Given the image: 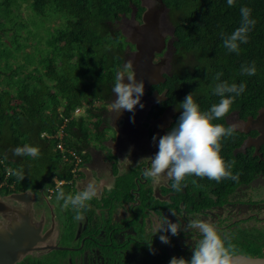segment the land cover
Wrapping results in <instances>:
<instances>
[{"label":"trees","instance_id":"obj_1","mask_svg":"<svg viewBox=\"0 0 264 264\" xmlns=\"http://www.w3.org/2000/svg\"><path fill=\"white\" fill-rule=\"evenodd\" d=\"M163 2L177 16L176 55H193L194 63L184 61L190 63V69L183 67L164 83L153 86L161 93L167 91V99L154 106L149 116L158 118L175 107L174 120H178L180 103L189 93L200 111L207 112L220 101L213 94L216 84L227 81L246 84L245 91L236 96L224 117L212 123L227 128L230 125L226 118L235 112L241 119L257 117L264 108V0H235L231 7L227 0ZM24 5L30 12L27 18L21 12ZM241 7L251 9L250 18L256 23L238 53L229 52L223 38L240 27ZM144 12L142 0H0V197L40 189L45 183L44 188H53L55 174L59 180L72 179L75 162H69L73 157L62 153L58 144L63 141L68 151L80 156L89 146L90 120L99 117L94 113V104L109 102L114 95L115 77L123 69L129 44L118 22L132 13L141 22ZM56 20L61 23L47 27ZM24 31L32 36L35 45L29 43ZM29 48L33 49L31 53L27 52ZM253 62L256 74L242 75L241 66ZM218 73H222L219 81ZM78 108L84 109L86 115L74 117ZM61 130L65 133L62 139L58 136ZM239 134L234 131L231 137H223L222 148L223 142L230 151L240 147L243 135ZM25 144L38 147L39 155H14V149ZM65 156L68 161H63ZM237 165L231 169L233 174L242 167ZM255 171L244 170L245 175L239 172V182L188 175L182 184L186 185L190 204L211 206L212 200L198 203L193 194L213 191L219 194L221 204L239 185L251 181L259 169ZM15 172H22L24 178L21 180ZM127 181L133 185V181ZM245 255L257 257L262 253L254 250ZM20 264L42 263L30 259Z\"/></svg>","mask_w":264,"mask_h":264},{"label":"flooded vegetation","instance_id":"obj_2","mask_svg":"<svg viewBox=\"0 0 264 264\" xmlns=\"http://www.w3.org/2000/svg\"><path fill=\"white\" fill-rule=\"evenodd\" d=\"M154 87L148 95L160 92ZM115 98L113 95L109 102L94 106L99 120H90L89 126L101 139L96 144L90 143L82 156L79 155L81 164L71 171L72 179L59 180L55 174V187L48 188V194L45 188L39 189L40 192L25 191L34 195L31 206L30 202L12 201L13 207L25 210L33 228L46 240L40 246L45 250L28 255L25 263L33 259L42 264H169L174 256L190 260L194 243L201 236L198 230L184 229L190 219L197 217L210 220L226 246L234 245V253H237L233 255H245L254 250L264 252V108L260 110V119L259 115L241 119L237 112L228 116L227 123L236 125L235 132L243 135V139L240 147L232 151L225 145L227 142H223L220 152L225 162L235 161V167L240 163L242 167L238 172L243 175L244 170L259 171L251 181L239 185L223 198L221 204L219 194L213 191L193 194L195 200L199 199L198 203L208 198L214 203L196 207L190 204L185 184L181 185L179 194L171 188L172 180L143 176V170L150 167V162L143 159L155 156L159 137L171 130L177 120L159 122L156 119L161 116H148L143 122L126 123L121 112L111 109ZM99 110L100 114H96ZM168 114H172V110ZM153 136L157 137L156 142ZM127 180L133 181L129 195L125 193L130 186ZM89 182L96 184L97 196L87 202L86 209H81L83 221L74 219L76 210L71 205L65 208L63 200L55 205L48 203L49 208H46L36 196L39 192L49 201L47 195L57 193L58 187L66 195H74ZM123 205H127L125 209ZM166 218L180 223L178 236L170 231L157 232V224H162ZM161 235H167L170 243H162ZM51 247L57 248L50 250Z\"/></svg>","mask_w":264,"mask_h":264},{"label":"clouds","instance_id":"obj_3","mask_svg":"<svg viewBox=\"0 0 264 264\" xmlns=\"http://www.w3.org/2000/svg\"><path fill=\"white\" fill-rule=\"evenodd\" d=\"M234 3L235 0H227L229 7L233 6ZM240 12L242 18L240 27L231 35L223 38L224 47L229 52L238 53L240 44L248 42V33L256 23L254 19L250 18V8L241 7ZM132 68V62H127L125 70L128 72L126 76L128 83L124 82L125 75L123 73H118L115 77L113 92L116 98L111 104V109L114 112L120 113L121 110L134 112L137 105L140 108L144 107L141 103V97L144 95V81H137L131 71ZM241 74L255 75V62L251 65H242ZM221 75L222 73L217 74L216 79L218 81ZM245 88L246 84L244 83L239 85L235 83L228 84L227 81L217 83L213 94L218 95L220 101L213 104L207 112L200 111L199 106L193 100L192 93L187 94L183 102L180 103L182 112L175 126L165 135L159 137L158 152L154 157L143 159L150 162V167L143 170V176L154 180L166 177L173 181L171 188L176 192L181 191L182 181L188 175L201 178L207 177L217 182L225 178L239 182L240 173L233 174L231 170L235 161L226 163L220 155L221 139L231 137L237 126L230 125L225 128L222 124H213L212 121L224 117L229 112L236 96L241 95ZM132 120L134 122V116ZM156 140L157 137L153 136V141L156 142ZM39 152L38 147L28 144L14 149V155L16 156L29 155L37 157ZM14 174L21 180L24 178L22 172H15ZM96 196L97 186L89 182L74 195H66L58 187L56 199L57 201L63 200L65 208L71 205L76 210L74 219L83 221L84 216L81 209H86L88 207L87 202ZM156 227L157 232L170 231L173 236H178L181 229L179 222L172 223L167 218L162 224L158 223ZM189 229L198 230L201 236L194 243L191 259L186 260L183 257L177 258L174 256L169 264H233L234 245L229 243L226 246L225 240L222 239L217 228L210 220L199 217L190 219L184 230ZM159 238L162 243H170L167 235H161Z\"/></svg>","mask_w":264,"mask_h":264},{"label":"water","instance_id":"obj_4","mask_svg":"<svg viewBox=\"0 0 264 264\" xmlns=\"http://www.w3.org/2000/svg\"><path fill=\"white\" fill-rule=\"evenodd\" d=\"M157 2L158 4L156 3L153 5L152 9L150 6L147 7L145 5V1H142V6L145 8L142 17L144 23L135 26V30L133 28V31H130L129 35L123 33L126 36L127 42L134 45L136 48L135 51L129 48L127 49V51H130L128 55L129 59L127 60L131 61L133 64L131 71L134 73L137 81H144V95L141 97V103L144 107L140 108V106L137 105L134 112L121 110L123 120L127 123H133V116L135 121L143 122L148 120L152 108L167 99V91L163 93L156 91L152 95L147 94L152 86L164 83L166 81L165 76L168 74L163 71L166 67L165 61L163 60L164 58L158 55L161 54L165 48V37L160 29L161 22L163 21L162 19H155L153 14L158 12V6L164 11L169 8L166 7L163 0H157ZM161 43L164 45L162 50L159 48ZM126 54L127 52L125 53V58ZM157 56L158 59L156 60ZM169 74L172 76L174 72H170ZM124 82L128 83V80L126 79ZM172 109H174V107L168 108L166 112L156 120L159 122L174 120V115L176 113L168 114ZM260 115L258 119L262 117ZM151 128H154V126L151 125ZM132 186L133 185L130 183V186L125 189L126 194L129 195ZM125 199L131 200L130 197H126ZM13 200H15L14 203L16 202L17 204L30 202L31 206L34 195L30 192H24L12 194L4 199L0 198V215L4 214V223H0V264H19L22 263L28 255L36 251L45 250V248L40 247L41 243L46 241L45 238L43 239L40 232L33 228L25 210L13 207ZM126 206L127 205H123V209H125ZM56 248L57 247H51L50 250ZM233 264H264V257L233 255Z\"/></svg>","mask_w":264,"mask_h":264},{"label":"rangeland","instance_id":"obj_5","mask_svg":"<svg viewBox=\"0 0 264 264\" xmlns=\"http://www.w3.org/2000/svg\"><path fill=\"white\" fill-rule=\"evenodd\" d=\"M142 1H145V5L147 7L150 6L152 9H153V5H155L156 3L158 4L157 0H142ZM21 12L23 13L24 18H27L29 16L30 12H29V10L27 8V5H24V7L21 9ZM153 15L155 16V19H157V20L158 19L159 20L162 19V21H163V22H161L160 29H161L164 37H165V39H164L165 40V48L162 51V53L158 54V55L160 57L164 58L163 60L165 61V66H166L165 68L166 69L164 68L163 71L165 73H168L167 76L165 77V79H167L168 77H171V75L169 74L170 72L171 73L174 72V74H175V71H178V70L181 71V70H183V67H184V69L187 68V67H188V69H190L191 66H190L189 62L194 63V59H193V55H187V57L184 56V55H181V53H179V54L177 53V55H176L177 50H176V48L174 46V36H173V30H174V27H175L176 22H177L176 21V18H177L176 14L174 12H172V10H169V9H166L165 11L161 10L160 6H158V12L156 14H153ZM177 15L179 16V13H177ZM60 23H61L60 20H56V21H53L52 23L47 24V27L53 28V26L59 25ZM140 23H144V21L142 20L141 22H139L137 20V18H136V15L134 13H132L130 16H122L121 17V20L118 22V26H119L118 28H120V30L124 34L129 35V32L133 31V28L135 26H137L138 24H140ZM40 24L43 25V22L41 20H40ZM134 30H135V28H134ZM24 36L25 37H29V43L31 45H35L36 44L34 39L31 38L32 36H30L28 34V31H24ZM42 47H44V45ZM163 47H164V45L161 43L159 45V48L162 50ZM128 48L130 50H134V51L136 50L135 46L131 45V44H128V47L126 49H128ZM32 50H33L32 48H29L27 50V52L31 53ZM126 52H127L126 58L124 57L125 63H124V65H122L123 69L120 72V73H123L125 75L124 81L127 79L126 76L128 75V72L125 70V65L127 64V62H129V60H127V59H129L128 55H129L130 51L126 50ZM17 56H18V59H20L21 58V52ZM157 59H158V56L156 57V60ZM184 61H189V62H184ZM183 62H184V65H183ZM102 103L103 102H98L97 101V102H95L94 106L102 105ZM99 108L101 109V107H99ZM100 111L101 110H99V112H96V114H100ZM172 113L173 114L177 113V110H176L175 107H174V109H172ZM85 115H86V111L84 110V111H82V114L80 116H77V118H79L81 116H85ZM91 120L98 121L99 118H93ZM231 120H234V119L232 118ZM76 133L79 134L78 132H76ZM60 136H62V133H60ZM80 137H82V134H80ZM97 137L98 136L93 132V133L90 134V137H88L87 141H89V144L90 143L91 144H96V141H98ZM63 161H67L65 157H64ZM43 169L44 168H42L41 171ZM45 175H43L44 176L43 179L46 178L47 175L46 176ZM38 184H40V183H37L36 185H38ZM46 185H47V183L41 184L39 186V188L41 190H44V186H46ZM28 190H30V189H28ZM41 190L36 189V191H39V192ZM45 190H46V193L48 194V187H46ZM39 192H36V196H37L38 202L40 204H43L44 207L49 208V204L48 203H51L52 205L56 204V202H57V199H56L57 193L51 194V192H50L49 195H47L49 201H46L45 198L43 197V195L41 193H39ZM16 193H23V192H16ZM16 193H13V194H16ZM10 195H12V194H10ZM10 195H8V196H10ZM1 197H3V196H1ZM2 199H4V198H2ZM20 206L21 205H18V207H20ZM3 217H4V214H2L0 216V223L3 222V219H4ZM261 256L264 257V252H262Z\"/></svg>","mask_w":264,"mask_h":264},{"label":"built area","instance_id":"obj_6","mask_svg":"<svg viewBox=\"0 0 264 264\" xmlns=\"http://www.w3.org/2000/svg\"><path fill=\"white\" fill-rule=\"evenodd\" d=\"M82 111H84V109H77L75 112V116H80L82 114ZM60 133H62V136H60ZM58 136L62 139L65 136V133L63 130H61L58 134ZM58 149L61 150L63 153L68 152L73 159H71L69 162H75V165L78 166L81 164V157L79 156V154L76 151H71V150H67L63 144V141H61V143L58 144ZM66 160L68 161V157L65 156Z\"/></svg>","mask_w":264,"mask_h":264},{"label":"crops","instance_id":"obj_7","mask_svg":"<svg viewBox=\"0 0 264 264\" xmlns=\"http://www.w3.org/2000/svg\"><path fill=\"white\" fill-rule=\"evenodd\" d=\"M126 123H127V122H126ZM130 123H131V122H130ZM129 126H131V125H129ZM129 126H128V127H129ZM127 131H128V130H127ZM53 188H54V187H53Z\"/></svg>","mask_w":264,"mask_h":264}]
</instances>
